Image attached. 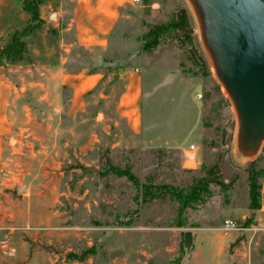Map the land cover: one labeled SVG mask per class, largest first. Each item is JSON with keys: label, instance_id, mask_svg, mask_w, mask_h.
I'll return each mask as SVG.
<instances>
[{"label": "rangeland", "instance_id": "obj_1", "mask_svg": "<svg viewBox=\"0 0 264 264\" xmlns=\"http://www.w3.org/2000/svg\"><path fill=\"white\" fill-rule=\"evenodd\" d=\"M76 2L0 0V75L11 93L0 264H264V145L254 161H233L234 113L187 5L124 0L103 49L76 43ZM158 24L170 31L145 52L144 34ZM16 36L25 50L3 54ZM136 72L138 96L121 101ZM84 73L103 76L87 91L78 87ZM131 104L137 130L125 115ZM190 145L197 163L188 170ZM200 178L209 181L186 208L169 197L148 201L144 188ZM225 220L235 228L224 231Z\"/></svg>", "mask_w": 264, "mask_h": 264}, {"label": "water", "instance_id": "obj_2", "mask_svg": "<svg viewBox=\"0 0 264 264\" xmlns=\"http://www.w3.org/2000/svg\"><path fill=\"white\" fill-rule=\"evenodd\" d=\"M235 119L231 155L254 161L264 145V0H183Z\"/></svg>", "mask_w": 264, "mask_h": 264}, {"label": "crops", "instance_id": "obj_3", "mask_svg": "<svg viewBox=\"0 0 264 264\" xmlns=\"http://www.w3.org/2000/svg\"><path fill=\"white\" fill-rule=\"evenodd\" d=\"M76 4L73 8L72 22L76 27V43L82 47H100L105 48L107 46V41L112 33L114 26L120 15L122 8V3L124 0H76ZM126 1V0H125ZM142 2V0H141ZM141 4V3H139ZM136 4V5H139ZM157 4H153L155 7ZM80 76V75H79ZM102 74H83L82 83L78 85L80 88H86L87 91L91 90L96 86V84L102 79ZM66 77L71 78L74 75L66 74ZM77 77V76H76ZM141 79L140 75L136 73H129V81L126 85V90L121 96V101L124 98H130L131 96H138L137 88L138 82ZM4 77L0 75V162L4 156L3 147V136L7 135L9 132L6 128V108L8 105V98H10V88L5 85ZM86 86V87H85ZM129 111L125 112L127 119L129 120L132 129L137 130L140 124H138L137 119V107H133L131 104ZM140 123V121H139ZM3 209V211H1ZM4 207L0 206V233L3 235L2 241L5 242L6 234L5 229H7L8 224L4 223L5 211Z\"/></svg>", "mask_w": 264, "mask_h": 264}, {"label": "trees", "instance_id": "obj_4", "mask_svg": "<svg viewBox=\"0 0 264 264\" xmlns=\"http://www.w3.org/2000/svg\"><path fill=\"white\" fill-rule=\"evenodd\" d=\"M27 8H30V10L33 11L32 17H36L37 13V7L36 6H31V3L27 4ZM169 26L166 24H158L151 26L148 28L147 32L144 34L143 37V49L146 52H149L153 50V48L157 45L159 42L158 39L163 36L168 34ZM191 31H187V33H190ZM16 36L14 39L11 40L10 44L8 46H5L3 48V54L7 55H14V54H21L25 50V45L20 41L19 38ZM1 66V63H0ZM111 171L115 174L117 173L118 176H128L132 177L128 171H120L118 169H115L112 165H110ZM215 168V166L211 168H206V175L209 177H212L213 175L210 174L212 169ZM214 171H217L216 169ZM209 181L206 180L205 178H200L195 180L194 182L190 183V185H186L183 188L179 187H174L169 184L167 185H154L153 183L149 182L150 184L144 185V188L149 189V195L150 201L151 199H154L156 197L161 198V197H169L172 200H183L181 202V207L186 208L187 205L190 203L188 202L189 199H191L193 196L198 195L197 191L199 189L204 190V184ZM154 187V189H153ZM154 191V192H153ZM254 196L253 192H251L250 198Z\"/></svg>", "mask_w": 264, "mask_h": 264}, {"label": "built area", "instance_id": "obj_5", "mask_svg": "<svg viewBox=\"0 0 264 264\" xmlns=\"http://www.w3.org/2000/svg\"><path fill=\"white\" fill-rule=\"evenodd\" d=\"M133 4L141 3V0H132ZM197 149L195 145H190L186 150L183 151V168L185 169H194L197 163ZM261 210L264 212V198L261 203ZM235 228V223L232 220H225L223 223L224 231L228 232ZM5 242L0 240V251H5Z\"/></svg>", "mask_w": 264, "mask_h": 264}]
</instances>
